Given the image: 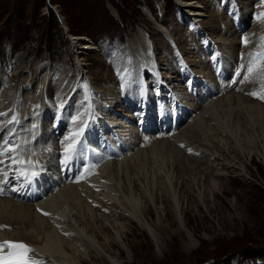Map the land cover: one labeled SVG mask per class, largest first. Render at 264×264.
<instances>
[{"label": "rangeland", "instance_id": "rangeland-1", "mask_svg": "<svg viewBox=\"0 0 264 264\" xmlns=\"http://www.w3.org/2000/svg\"><path fill=\"white\" fill-rule=\"evenodd\" d=\"M188 1L197 2L202 8L211 6L214 11L208 8L209 12L202 14L200 22L188 13H183L185 11H182L183 7L175 5L176 2ZM253 3L257 5L253 10L260 7H262L260 10H264V0H256ZM239 6L241 5L237 0H0V98L3 96L2 92L10 94L15 89V78L18 79L20 71L23 72L21 77L25 78L28 76L25 74H30L32 69L40 74L43 67H46L50 84L57 85L63 81L61 86L65 87V81H70V86L74 87L71 86L75 99L69 103L73 96L71 94L65 102L76 106L78 111L85 114L91 98L98 106L103 103L102 98L96 94L102 95V90H106V86L115 81L117 85L114 87L122 88L117 71L116 80L113 79V68L130 69V46L140 29H145L150 35L155 28L162 32L148 40V48L157 58L165 54L168 47L178 51L180 38L185 34V37L187 34L190 36L192 31L200 41L204 38L213 41L209 36L210 32L205 30L207 16L218 17L222 10L238 9ZM152 9L153 14L150 11ZM148 11L158 21V26L149 17ZM253 22H258L255 16L251 23L248 21L249 25ZM259 23L264 25V22ZM249 25L245 26V31L252 30V25ZM114 26L117 30L123 29V40L113 36L115 32H110L109 29ZM102 33H110L111 36L99 41L97 35ZM180 33L182 35L177 37ZM71 35L90 36L92 44L89 42L88 45L92 47L82 53L79 52L77 49L80 45L69 39ZM92 36L97 39H93ZM95 41L100 44L99 48ZM13 74H17V77L14 78ZM103 76L110 80L101 81ZM85 83L87 90L83 88ZM52 95L55 97L57 93ZM121 99L122 96H119V102ZM81 102L84 104L79 105ZM31 107L34 109L35 105ZM101 112L105 113L104 110ZM248 113L239 121V125L244 124V128L241 129L243 132L240 133L243 136L239 137V145L236 144L235 148L240 147L243 150L257 148L259 154L252 152L250 157L244 154L242 160L239 159L240 164L243 162L245 165L246 171L242 167L232 169L216 166L220 172L219 177L213 182V188H208L206 184L204 187L201 186L202 189L199 184L191 187L190 192L185 193L187 197L182 200L184 202H179L178 212L181 213L175 216V220L169 211L171 208H168L170 203L160 199L157 207L143 200L142 205L149 210V214L146 215L148 222L153 226L160 222L168 226L164 232L158 233L160 238L155 241L133 221L115 220L116 226L119 225L122 229V241L109 222H104L107 230L98 233L99 241L102 243L103 238H107L105 242L108 244L114 242L105 249L108 255L100 251L107 262L104 263L95 252L88 251L87 245H80L83 255L79 264H109L111 256L119 252L122 261L129 258L131 264H215L218 260L229 262V259L231 264H251L250 259L254 258L264 262V155L261 156L263 150L258 148L261 139L264 138V120L257 122L258 119ZM17 115L20 116L18 113ZM50 117L49 113L45 115L41 111H35L32 116L41 122L35 120L40 127L47 126ZM30 118L21 121L26 123L32 119ZM33 119L30 121L31 124ZM215 122L218 124L220 120ZM246 124L249 126L247 129ZM219 145L226 153L232 151L228 141L225 143V140H222ZM240 148L239 151L242 150ZM186 152L192 154L189 150ZM214 157L217 159L218 155L215 154ZM219 159L222 160L221 157ZM155 207L161 210L157 212ZM178 228L181 229L179 232L176 230ZM65 236L70 237L68 234ZM72 240L71 237V242ZM187 243H192L195 247L189 248Z\"/></svg>", "mask_w": 264, "mask_h": 264}, {"label": "bare ground", "instance_id": "bare-ground-1", "mask_svg": "<svg viewBox=\"0 0 264 264\" xmlns=\"http://www.w3.org/2000/svg\"><path fill=\"white\" fill-rule=\"evenodd\" d=\"M237 1L241 5L238 9H241L243 14L241 15L242 21L247 23V27L249 25L248 21L250 23L253 21V16L256 17L264 11L260 10L262 7L253 10L256 5L253 3L255 1ZM176 4L183 7L182 11L185 10L183 13H188L200 22L202 14L209 12L208 8L214 11L211 6L202 8L197 2L193 1L176 2ZM148 15L158 26V21L149 11ZM210 16H207V22L204 23L205 30L210 32L209 36L213 40L212 45L217 47L222 54L227 55V60L231 61L227 66L229 70L237 64V55L240 53L243 55L242 59H249L250 54H253L255 50L259 51L260 37L264 34L262 23L260 25L259 22H253L254 24L249 25H252V30H244L242 34L241 32H235L232 20L227 16L226 11L222 10L218 17L216 15ZM159 30H161V27ZM138 32L130 46L131 67L128 71L132 73V76L156 72L161 76L163 75L162 77L167 84L177 86L178 57L186 61L190 67V73L207 75V61L205 57H202L200 51L202 41L199 38L196 39L194 31L190 36L187 34L185 37V34L180 38V44L177 43L180 47L178 51L168 47L166 53L161 56L158 54L157 58L154 56L153 51L149 50L148 40L149 38L152 40L151 36H159L162 32L157 31L156 28L151 32V35L145 29H140ZM244 37H247L250 42L247 45L245 43L240 45L239 42H241L240 40L244 42ZM69 39L80 45L79 49H76L80 50L81 53L92 47L88 45L89 42L92 44L88 37L71 35ZM140 54L143 56H140ZM174 54L177 55L174 56ZM198 57L200 58L197 59ZM45 68L43 67L40 74L32 69L30 74H25V76L28 75L27 77L24 76L25 78H22L23 72L21 71L18 77L17 74H13L14 78L15 76L18 78L17 80L15 78V89L10 94L8 90L6 91L8 94L2 92L0 112L13 109L24 120L32 118L35 111H41L48 115L49 108L55 109L59 99L68 100L74 88L72 85L73 88L70 86V81H65V87L61 86L63 81L57 85L50 84L49 72ZM116 71L117 69L114 67V80H116ZM100 80L104 82L110 79L103 76ZM113 83L106 86V90H102V95L96 94L97 97L99 96L103 100V103L99 104L100 107H113L115 110H117L116 107H119V89L114 87L117 83L115 81ZM262 87H264V81L260 79L259 73L255 72L238 91L231 88L225 90L220 97L201 99L204 102L198 105L195 110L194 107L190 106L193 113L191 121L183 124L171 136L151 137L145 142H140L137 140L138 134L134 131L136 137L134 136L133 139L136 142L133 146H130V153L127 156H123L118 160L106 161L100 165L94 177L85 182L68 184L43 202L33 205L14 201L8 196H0V239L27 244L32 249V259L39 261L40 264H79L80 257L83 255L80 245H87L88 251L95 252L106 263L107 261L101 255V252H106L105 249L114 242H110L109 245L108 242H105L107 238H103L102 243L99 241L98 233L107 230L106 226L103 225L104 222H109L116 235L121 238L122 229L119 225L116 226L114 221L121 219L129 222L133 221L141 230L150 234L157 241L160 238L158 233L164 232L168 226L163 222L154 226L148 222L146 215L149 214V210L142 205L143 200L157 207V202L160 199L163 202L170 203L171 205L168 208H171L169 211H171L174 216L173 220H175V216L181 213L178 212L179 202H184L182 200L187 197L185 193L190 192L191 187L199 184L201 188L206 184L208 188H213V182L219 177L218 173L220 172L216 166L220 165V167L232 169L242 167L246 171L245 165L243 162L240 164L239 159L242 160L244 154L250 157L252 152H257V148L245 149L246 152L240 147L242 149L240 151L239 148H235L236 144L239 145V137L242 135L240 133L243 132L241 129L244 128V124L243 126L239 125V121L245 118L247 112L250 113H248L250 116H255L258 119L257 122L261 119L264 120V101L248 94L253 91L259 93ZM53 93H57V95L53 97ZM72 95L69 103L75 99V93ZM188 100H182V104L186 102L187 106ZM80 104H84V102ZM31 105H35V108L33 109ZM75 109L77 110V108ZM77 112L81 111L77 110ZM36 119H33L32 122H35ZM219 120L220 123H217L220 126L215 122ZM36 122H38V119ZM249 122L251 123V121ZM248 127L246 124L245 128ZM222 131L225 133L223 134ZM220 140H225V143L228 141L229 147L232 146L230 147L232 151L226 153L225 149L219 145ZM258 148L263 150V153H261V156H263L264 138L261 139ZM188 150H191L192 154H187L186 151ZM215 154L218 155L217 159L214 157ZM53 156L54 154L49 156V160L53 161ZM220 157L222 158L221 161ZM237 163L238 166L235 165ZM58 185L60 183L56 181L55 186L58 187ZM157 207L155 208L158 212L161 208ZM44 213H48V215H44ZM176 230L179 232L181 229ZM67 234L70 237L65 236ZM71 237L73 238L72 242ZM121 240L123 241L122 238ZM193 245L187 243L189 248L195 247ZM106 254L108 255L107 252ZM120 254L121 252L113 256L109 255L112 259L108 263L131 264L129 258L122 261Z\"/></svg>", "mask_w": 264, "mask_h": 264}, {"label": "snow or ice", "instance_id": "snow-or-ice-1", "mask_svg": "<svg viewBox=\"0 0 264 264\" xmlns=\"http://www.w3.org/2000/svg\"><path fill=\"white\" fill-rule=\"evenodd\" d=\"M258 22H264V12L256 17ZM244 43L247 45L250 41L244 37ZM250 63L243 66L248 76H242L240 73L236 75L241 79L247 80L255 71L260 75V79L264 81V34L260 37V48L257 53L249 55ZM117 74L122 81L123 88H131L135 83L140 85L137 78L132 80V73L127 69L117 68ZM87 90V84L83 85ZM141 91L142 85L140 86ZM249 95L264 101V87L259 93L253 91ZM65 101L57 104V112L60 116L65 110ZM85 114L76 112L70 114L68 123L74 127L60 141L62 147L61 163L65 168H70L72 162L83 156L87 150L85 132L89 128L91 121L85 120ZM59 118V117H57ZM20 117L13 109L7 112H0V195L6 191L17 192L22 190L25 185L31 183L38 177L42 171V165L39 155L32 147L35 140L36 129L38 125L32 123L29 128H20ZM21 133H30L21 135ZM191 151V150H189ZM48 215V213H44ZM32 249L23 242H15L4 240L0 242V264H40L39 261L32 259Z\"/></svg>", "mask_w": 264, "mask_h": 264}, {"label": "trees", "instance_id": "trees-1", "mask_svg": "<svg viewBox=\"0 0 264 264\" xmlns=\"http://www.w3.org/2000/svg\"><path fill=\"white\" fill-rule=\"evenodd\" d=\"M152 11V13L154 12L153 11V9L151 10ZM109 30H111L110 32L112 33V31L113 32H115L116 34H112L113 36H118L121 40H123V34H124V31H123V29H119V30H117V28H116V26H114L113 28H110ZM108 30V31H109ZM115 30V31H114ZM76 36V35H75ZM111 35H110V33H102V34H98L97 35V37H99L100 39H99V41H102V40H105V39H108L109 37H110ZM90 37V36H89ZM88 37V38H89ZM92 38H93V36H92ZM96 38V37H95ZM95 38H93V39H95ZM104 38V39H103ZM90 39V38H89ZM92 39V40H93ZM97 39V38H96ZM95 39V40H96ZM91 40V39H90ZM96 42V41H95ZM96 44H98V46L96 45ZM96 46H97V48H99V43H97L96 42ZM48 56V55H47ZM49 59H50V57H49ZM250 261H251V264H264V262L263 261H261V260H259L258 258H254V259H250ZM215 264H231V262H230V259H229V262H226V263H224L223 262V260H218V261H216L215 262Z\"/></svg>", "mask_w": 264, "mask_h": 264}]
</instances>
